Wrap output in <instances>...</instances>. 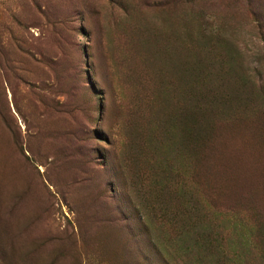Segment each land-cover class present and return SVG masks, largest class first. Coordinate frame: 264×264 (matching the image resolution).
<instances>
[{"label":"rangeland","instance_id":"1","mask_svg":"<svg viewBox=\"0 0 264 264\" xmlns=\"http://www.w3.org/2000/svg\"><path fill=\"white\" fill-rule=\"evenodd\" d=\"M0 264H264V0H0Z\"/></svg>","mask_w":264,"mask_h":264}]
</instances>
